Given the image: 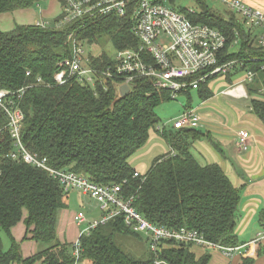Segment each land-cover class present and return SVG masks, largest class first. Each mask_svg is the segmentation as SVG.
<instances>
[{
  "label": "trees",
  "instance_id": "trees-1",
  "mask_svg": "<svg viewBox=\"0 0 264 264\" xmlns=\"http://www.w3.org/2000/svg\"><path fill=\"white\" fill-rule=\"evenodd\" d=\"M41 1L0 0V15L32 8ZM153 1L169 5L192 24L205 25L225 38L216 63L187 79L189 83L207 75L204 82L197 89L188 88L178 95H186L190 102V91H196L203 103L217 95L222 80L229 88L248 82L245 99L249 100L250 112L264 127V47L258 45L264 28L248 26L234 11H220L207 0H194L196 8L191 11L173 7L175 0ZM60 2L64 7L66 0ZM61 19L62 12L43 27L16 25L8 32L0 30V90L13 94L12 102L23 116L20 135L24 150L45 159L52 169L83 175L94 184H124L123 194L134 198V208L151 224L196 231L213 244L239 248L235 253L239 255L237 264H254L264 254V245L257 240L250 248L236 234L243 219L240 189L218 164H201L193 155L195 144L207 134L197 129L167 130L158 126L156 107L174 100L168 91L157 90L148 78L135 79L123 97L118 93L119 77L102 76L94 86L76 79H68L61 86L53 83L60 69L58 63L72 58L73 40L84 50L87 65L100 72L110 68L115 74L113 57L92 48L107 34L114 52L136 50L139 42L132 33L131 19L105 16L59 25ZM257 28L260 33H255ZM70 35L72 41L68 40ZM227 65L230 68L225 73L211 74L215 68ZM247 73L252 74L250 81L245 80ZM237 78L239 82L233 83ZM8 106L13 107L10 101ZM186 110H191L190 105ZM8 122L7 113L0 108V231L9 240L4 251L0 238V264H72L74 243H62L57 238L59 214L66 208L67 194L46 171L14 157L17 148ZM150 132L161 137L166 151L142 175L130 161L146 145ZM134 173L139 176L134 177ZM20 222L25 226L23 240L38 245L37 251L28 257L22 255L21 242L11 232ZM259 222H264V218ZM130 233L122 219L116 217L88 235H81L78 264L211 261L210 252L198 255L195 249L200 248L177 242H168L169 246L156 254L148 249L134 257L115 242L116 235Z\"/></svg>",
  "mask_w": 264,
  "mask_h": 264
},
{
  "label": "built area",
  "instance_id": "built-area-1",
  "mask_svg": "<svg viewBox=\"0 0 264 264\" xmlns=\"http://www.w3.org/2000/svg\"><path fill=\"white\" fill-rule=\"evenodd\" d=\"M221 1L246 25L264 28V13L261 10L245 6L237 0ZM105 16L120 18L128 16L132 21V33L139 42L138 48L115 52L113 56L115 74L110 71V68L100 72L84 62V50L70 35L68 40H73V55L71 59L58 63L60 69L53 77L55 85L61 86L68 79H76L80 83L94 86L97 81L101 82L102 76V78L114 76L119 77V86L126 85L130 91L135 79L148 78L157 90L168 91L171 98L176 99L180 92L188 88L195 90L199 83L204 82L207 75L189 83L187 79L214 65L217 53L225 44V38L218 31L205 25L192 24L185 15L167 5L157 4L153 0H66L59 25L83 18L97 19ZM36 25L45 26L43 23ZM258 45L264 47V34L259 37ZM146 59L149 61L147 62ZM229 68V65L218 67L212 70L211 74L225 73ZM251 79L252 74L247 73L245 80ZM37 82L41 83V80L38 79ZM225 93L233 97L247 98L241 84L229 88ZM12 100L14 97L10 91L0 90V108L9 117L7 127L13 145L17 148V154H14V157L21 158L25 163L46 171L50 177L57 180L64 194L75 190L89 196L99 204L101 212L99 220L88 221L81 211L73 216V221L80 231L73 244L74 262L72 264L79 263L80 236L88 235L97 226L104 225L116 217H120L124 227L131 232L143 234L148 239L149 250L154 254L161 248L168 247V242L191 243L203 252H219L227 258H231L239 251L237 247L227 248L208 242L196 231H188L184 228L167 229L151 224L134 208V198L123 194L124 184L101 186L92 183L83 175L50 168L45 159H39L24 150L20 135L23 116ZM9 101L13 105L12 108L8 106ZM200 125V116L194 110H185L174 120L172 128L174 130L198 129ZM236 135L242 148L246 150L247 132L238 131ZM133 176L138 177L139 174L134 173ZM259 238L264 239V232L259 234L255 241L260 240ZM154 264L165 263L155 261Z\"/></svg>",
  "mask_w": 264,
  "mask_h": 264
},
{
  "label": "crops",
  "instance_id": "crops-1",
  "mask_svg": "<svg viewBox=\"0 0 264 264\" xmlns=\"http://www.w3.org/2000/svg\"><path fill=\"white\" fill-rule=\"evenodd\" d=\"M43 1V3L36 5L39 8L38 11L34 6L29 9L1 14L0 30L8 32L13 30L16 25L48 24L61 14L63 6L60 0ZM237 1H245L249 7L259 9L264 13V8L259 7V4L264 5V0ZM3 15H10V17H2ZM10 19L13 21L12 26L9 24ZM228 89V86L220 83L217 87V90H219L216 93L217 95L206 102L200 103V106L194 109L201 118V125L197 130L206 133L217 146L212 144L206 136L195 144L192 152L202 164H218L234 186L240 189L242 196L240 211L243 214V219L236 234L239 240L243 238L245 246L250 247L258 235L264 232V222H259L261 218H264V127L256 116L250 112L249 105L245 107L243 103L240 104L241 101H247V99L226 94L225 92ZM244 90L246 91L245 87ZM219 96L237 101L236 104L231 103L230 108H226L227 114L222 109L224 106L220 103ZM238 131H245L248 134L246 150L242 148L236 135ZM163 144L164 142L158 134L150 132L146 145L138 150L130 161L134 170L143 175L148 170V163H151L153 157L165 153L166 146L163 147ZM71 193H77V191ZM64 202L66 208L59 214L57 238L62 243H75L78 238L76 231L78 227L73 225L71 216L74 214L71 215L67 211L66 199ZM88 219L89 221L94 220L92 218ZM71 226L74 228H71ZM11 232L14 239L19 243L21 242V251L24 257L31 256L37 251L38 245L35 242L29 239L23 240L25 236L23 222L17 224ZM259 239L264 245V239ZM201 252L195 249L196 254L201 255ZM211 256L209 264H237L239 259L238 253L231 258L224 257L219 252H212ZM254 264H264V254L256 258Z\"/></svg>",
  "mask_w": 264,
  "mask_h": 264
},
{
  "label": "rangeland",
  "instance_id": "rangeland-1",
  "mask_svg": "<svg viewBox=\"0 0 264 264\" xmlns=\"http://www.w3.org/2000/svg\"><path fill=\"white\" fill-rule=\"evenodd\" d=\"M207 1L211 7H215L217 9H219L220 11L228 10L226 5L221 0H207ZM43 2L44 1L42 0L40 3H43ZM243 2H240V3L245 5V6H248V4L245 1H243ZM167 6H169V5H167ZM172 6L173 7L175 6V8H185V9L196 8L195 4H194V0H175L174 5H172ZM259 7L264 8V5L259 4ZM252 8H254V7H252ZM35 9H36V11L39 10V8H37L36 6H35ZM2 17H10V15H3ZM12 22L13 21L10 19L9 24L11 25ZM254 30H255V33H260L261 29L257 28ZM92 49H93V51H96V53L104 51L110 57L111 56L113 57L115 55V52H114L115 50L113 49V46H112L111 41L109 39V36L107 34L101 36L99 38L98 44L94 45V47ZM87 51H88V47H85V52H87ZM221 82L224 83L225 81L222 80ZM235 82L236 83L239 82V79L238 78L235 79L233 81V83H235ZM241 84L245 87L248 84V82H241ZM250 85L256 86V84H250ZM190 98H191V100H190V102H188L187 96L181 94V95H178V97H176V99H174V100L163 102L160 105H158L155 109L156 117L159 119L158 126L161 127V126L165 125L167 130L172 129V125H173L174 120L176 118H178L187 108H189V105L191 107V110L196 109L198 106H200L199 104L201 102L197 96L196 91H190ZM219 100H220V103L223 104L224 107L223 108L221 107V108L224 110V112L226 114H227V109L230 108L229 107L230 104L231 103L232 104L237 103V101H234L228 97L225 98L223 96H219ZM238 102H240V101H238ZM242 103H243V105H245V107H248L249 100H247V101L243 100L240 102V104H242ZM163 147H165V143L163 144ZM160 155H162V154L160 153V154H157L153 157V160H151V163L150 162L148 163L149 168L151 167L152 163L154 162V159H156ZM71 192H75V190H72ZM71 192H70V194L67 195V198H66L67 205H68L67 211L69 213H71V215H73V214L75 215L77 212L81 211L85 214L88 221H89L88 218H92L94 220H99V218L101 216V212L99 211L98 202L93 200L89 196L82 195L78 192L77 193H71ZM75 197H76V200H75ZM64 200H65V198H64ZM73 216H71L72 221H73ZM73 223H74V221H73ZM73 225L75 226V223ZM71 228H74V227L71 226ZM76 231L78 234V232L80 231V228H76ZM131 233L128 235H116L115 236L116 237L115 242L125 252H128L129 254L133 255L134 257H140L143 253L148 252V249H149L148 239L143 234H140L138 236H134ZM0 238H1L2 245H3L2 248L5 251V250H7L8 246H9V240L2 231H0ZM241 241H243V238H241Z\"/></svg>",
  "mask_w": 264,
  "mask_h": 264
},
{
  "label": "water",
  "instance_id": "water-1",
  "mask_svg": "<svg viewBox=\"0 0 264 264\" xmlns=\"http://www.w3.org/2000/svg\"><path fill=\"white\" fill-rule=\"evenodd\" d=\"M129 92V89L126 85L120 86L118 89V93L120 97L125 96Z\"/></svg>",
  "mask_w": 264,
  "mask_h": 264
}]
</instances>
